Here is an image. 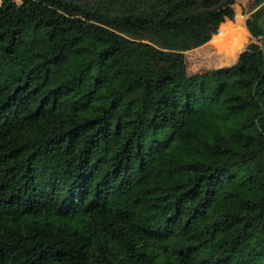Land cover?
<instances>
[{
  "label": "trees",
  "instance_id": "trees-1",
  "mask_svg": "<svg viewBox=\"0 0 264 264\" xmlns=\"http://www.w3.org/2000/svg\"><path fill=\"white\" fill-rule=\"evenodd\" d=\"M234 1L0 0V264H264V0Z\"/></svg>",
  "mask_w": 264,
  "mask_h": 264
},
{
  "label": "rangeland",
  "instance_id": "rangeland-1",
  "mask_svg": "<svg viewBox=\"0 0 264 264\" xmlns=\"http://www.w3.org/2000/svg\"><path fill=\"white\" fill-rule=\"evenodd\" d=\"M79 2H91V0H78ZM235 2L238 4L237 7L233 6V4H230L229 8L233 10V18L232 19H226L225 21H232V22H235V16L236 14L238 13V15L242 16L243 18V21L245 22V19L247 17H250L251 14H253V8H252V2L253 0H235ZM256 41V40H255ZM255 41L253 43H255ZM251 43V44H253ZM249 44V45H251ZM195 48V47H194ZM191 51L194 50L193 48L190 49ZM190 50H187V51H190ZM186 51V52H187ZM243 51V50H242ZM231 59H221L220 61H218L217 63L211 65V66H191L190 63L188 61H186L187 65L190 67V68H200V67H214V66H219V65H222V64H225L227 62H229ZM223 61V62H222ZM222 62V63H221Z\"/></svg>",
  "mask_w": 264,
  "mask_h": 264
},
{
  "label": "built area",
  "instance_id": "built-area-1",
  "mask_svg": "<svg viewBox=\"0 0 264 264\" xmlns=\"http://www.w3.org/2000/svg\"><path fill=\"white\" fill-rule=\"evenodd\" d=\"M15 3H18L19 2V0H13ZM220 25V24H219ZM218 29H219V26H218V28H217V30H216V32L215 33H217L218 32ZM238 54H239V52H238ZM237 54V55H238Z\"/></svg>",
  "mask_w": 264,
  "mask_h": 264
},
{
  "label": "water",
  "instance_id": "water-1",
  "mask_svg": "<svg viewBox=\"0 0 264 264\" xmlns=\"http://www.w3.org/2000/svg\"><path fill=\"white\" fill-rule=\"evenodd\" d=\"M233 6H235V7H237L238 6V4L234 1L233 3Z\"/></svg>",
  "mask_w": 264,
  "mask_h": 264
},
{
  "label": "crops",
  "instance_id": "crops-1",
  "mask_svg": "<svg viewBox=\"0 0 264 264\" xmlns=\"http://www.w3.org/2000/svg\"><path fill=\"white\" fill-rule=\"evenodd\" d=\"M245 24V23H244ZM247 28V27H246ZM248 30V29H247ZM249 32V31H248ZM250 34V33H249ZM251 36V35H250ZM256 39L254 38V41H255ZM256 42V41H255ZM190 50V49H189ZM187 51V50H186ZM186 51H183V52H186Z\"/></svg>",
  "mask_w": 264,
  "mask_h": 264
}]
</instances>
